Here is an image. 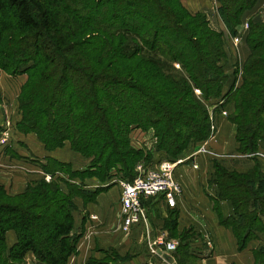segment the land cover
<instances>
[{
	"label": "trees",
	"instance_id": "obj_1",
	"mask_svg": "<svg viewBox=\"0 0 264 264\" xmlns=\"http://www.w3.org/2000/svg\"><path fill=\"white\" fill-rule=\"evenodd\" d=\"M217 1L226 31L235 35L257 0ZM247 24L248 54L234 64L229 82L221 63L224 32L181 0H0V70L27 74L18 129L35 133L48 151L68 143L90 158L83 178L102 181L118 169L131 180L142 158L130 144L132 128L152 129L156 150L175 160L207 139L210 102L222 100L233 106L227 118L236 127L238 152L256 157L264 142V12ZM43 170L50 180L1 194L0 264H24L28 251L37 264H66L76 252L75 200L94 201L101 190L83 191ZM213 170L219 222L243 250L264 234V171L258 161L245 172L213 161ZM224 200L233 206L225 219L219 213ZM8 230L16 234L9 248ZM192 241L183 234L176 264H197ZM252 253L264 264V243Z\"/></svg>",
	"mask_w": 264,
	"mask_h": 264
},
{
	"label": "crops",
	"instance_id": "obj_2",
	"mask_svg": "<svg viewBox=\"0 0 264 264\" xmlns=\"http://www.w3.org/2000/svg\"><path fill=\"white\" fill-rule=\"evenodd\" d=\"M181 2L190 12L201 11L211 14L212 28L226 30L218 15L217 0H181ZM263 12L264 0H257L251 9L243 13L242 23L252 18L258 19ZM225 52L226 56L221 62L223 65L229 61L230 65L236 62L241 64L248 54L245 36L237 46V53L226 49ZM232 71L233 68L226 71L230 77L229 82L234 79ZM240 83L241 78L237 77L236 85ZM214 103L210 102V104ZM1 108L0 106V110L5 109ZM232 109V104H228V113H231ZM6 112H9L8 108ZM15 116L17 120H20L19 110L18 113L13 114V118ZM2 117L0 114V125L4 122L9 124L10 118ZM235 132L236 127L227 116H217V130L214 136L198 142L195 147L187 149L178 157L184 161L176 165L174 174L181 184L182 193L173 196L174 206H168L166 195H159L145 201L148 222L134 225L128 234L119 230L115 219L119 210V189L117 191L111 188L106 192L98 193L95 200L91 202L76 199L75 204L78 208L73 213L72 234H79V239L76 252L68 257L66 264H94L95 260L101 261L98 258L112 256L111 254L116 255L117 258L114 262L105 261L104 264H169L159 254L153 253L147 245L148 240L158 233L172 237L164 230L163 215L158 216L156 213V209L162 211L161 207L176 209V232L192 227L198 233L191 243V248L196 252L197 264H256L252 250L264 243V237L260 235L258 239L249 241L246 248L238 250L232 230L220 224L219 214L213 202L218 194V189L213 183V159L218 160L225 168L239 172L247 171L258 161L264 171V163L261 160V156L264 155V142L259 143L256 157L242 154L237 150ZM8 134L10 137H7V140L4 136ZM1 135L0 186L10 194L22 192L27 184L45 175L41 162L46 156L62 158L76 154L70 149L68 143L48 151L37 139L35 133L15 134L10 126H6ZM16 141L24 145L23 163L8 154L9 147L15 149ZM193 164H197L198 167L194 168ZM113 192L118 197L117 211H112L109 207L111 204L109 198ZM219 213L223 219L233 214V206L229 200L220 202ZM90 214H95L97 218L91 219ZM15 240V232L8 230L6 232L7 247L9 248ZM125 255L130 257L125 259L123 258ZM24 264H37L31 251L24 255Z\"/></svg>",
	"mask_w": 264,
	"mask_h": 264
},
{
	"label": "rangeland",
	"instance_id": "obj_3",
	"mask_svg": "<svg viewBox=\"0 0 264 264\" xmlns=\"http://www.w3.org/2000/svg\"><path fill=\"white\" fill-rule=\"evenodd\" d=\"M205 13H207V12H205ZM206 15L209 19V22L213 21L212 17L210 16L211 14L210 15L206 14ZM240 30H241V27H239L237 29L238 32ZM125 42L135 43V42H133V39H131V38H128L127 40H125ZM225 49L227 51L231 52V49L227 44L225 45ZM232 64L230 65V61H229V63H225L224 64L225 70L227 71L229 68H233L237 64V62L235 65L234 64L232 65ZM233 70H234V68H233ZM231 77H233V76H231ZM237 77H236V79H237ZM26 79H27V74H25V73H21L18 75H10V74L6 73L5 71L0 70V106H2V108L3 107L5 108L4 109L5 111L0 110V114L4 118H6V117L10 118L9 124L4 122V124L0 125V138L2 136L1 135L2 131H4V128L6 126H10L11 131H14L15 134L23 133L18 129V127H19L18 123L20 120H17L16 116H15V118H13V114L18 113V110H19V108L17 109L18 98H19L21 87L24 84V82L26 81ZM7 95L10 97H8ZM12 101H15V102H12ZM6 108H8V111H9L8 113L6 112ZM9 135L10 134H8V136H7L8 138L10 137ZM11 137H12V135H11ZM8 138H7V140H8ZM129 138H130L131 146H133L135 149H140L142 151V158L139 159L134 165V168H133L134 171L131 175V176H133V178L137 175L139 166L141 167V169H142V167L147 168L150 166H154L155 162H157V161L170 158L167 156L166 153L156 150V148L154 146L155 138L153 137V130L152 129L142 130V129L137 128V127L132 128L130 131V134H129ZM14 147H15V149H11L9 147V151H8L9 153L8 154H10L13 158L19 160L21 163H23V161H24V145L21 144L19 141H16V143H14ZM75 153L76 154H72L73 156H65L66 158L65 157H62V158L58 157L57 158L54 156L53 157L52 156H46L44 158V160L41 162L42 163V169H43V166L47 167L50 171L54 172L55 177H61L70 183H74V184L78 185L79 187H81L83 189V191H88V189L91 191L95 187V190L96 189L101 190V191H99V193L106 192L107 190H110L111 188H113V190L117 189V191H118V187H117L118 185L116 186L118 181L128 179V178H125L124 174H122L118 169L110 170L108 176L102 181L99 180L98 178L94 177V176L83 178V174L87 170V167L89 166L91 159L86 158L77 152H75ZM213 161L222 165L216 159H213ZM56 162H58V163H56ZM42 171L44 174L46 173V172H44V170H42ZM41 178H45V177L41 176ZM41 178H37V179L33 180L32 182H30L29 184H33V183L39 181V179H41ZM0 190L2 191V193L0 192V198H2V199H5V196L1 195L3 193L6 196L18 194V193H13V194L7 193L6 190L1 186H0ZM114 193L115 192H113V194L110 195L109 199H110L111 204L109 207H110V210L117 211V204H118L117 199H118V197ZM75 201H77V200H75ZM169 205L174 206V203L173 204L168 203V206ZM77 208L78 207L76 206V209ZM161 209H162V211L156 209V213L158 216L163 215L164 230L166 232H168V234L170 236H172L171 237L172 239H175V240H177L178 243H180L182 241V236L185 233L186 235L189 234L190 237L193 240H195V237L198 233L195 230H193L192 227L185 228L182 231H180L179 233L176 232V230H175L176 223H174V221L176 222L177 212H176V209L174 207L173 208L161 207ZM115 219H116L117 225H118L117 216ZM187 230L190 231V233L187 232ZM261 236L264 237V234H261ZM256 248H258V247H256ZM111 255L112 256L107 255L103 258H98V259L101 261L114 262V260L117 257H116V255H113V254H111ZM128 257H130V256L125 255V257H123V258L126 259Z\"/></svg>",
	"mask_w": 264,
	"mask_h": 264
},
{
	"label": "built area",
	"instance_id": "obj_4",
	"mask_svg": "<svg viewBox=\"0 0 264 264\" xmlns=\"http://www.w3.org/2000/svg\"><path fill=\"white\" fill-rule=\"evenodd\" d=\"M248 22V21H247ZM247 22H243L240 27L241 30L235 34L230 35L227 31L224 33V44L228 45L230 49L237 53V46L248 31ZM175 67H179L178 63H174ZM195 93L200 91L195 89ZM222 100L209 105V135L207 139L214 136L217 130V116H227V105H222ZM4 138H7L5 135ZM259 156V155H258ZM264 163V155L261 156ZM184 160L177 158L175 160L163 159L155 162L154 166L141 169L138 167L137 175L131 180H119L117 185L119 189V210L117 213L118 228L124 233L128 234L131 228L140 223H147V211L144 205L145 201L152 197L159 195H166V201L170 204L174 203L175 195L182 193L180 182L175 178L174 169L176 165L182 163ZM197 168V164H193ZM45 180H50L51 175L45 173ZM91 219L97 218L95 214H90ZM178 242L175 239L169 238L164 233H158L153 238L148 240V247L153 253L158 254V250L168 253L173 256L177 249Z\"/></svg>",
	"mask_w": 264,
	"mask_h": 264
},
{
	"label": "water",
	"instance_id": "obj_5",
	"mask_svg": "<svg viewBox=\"0 0 264 264\" xmlns=\"http://www.w3.org/2000/svg\"><path fill=\"white\" fill-rule=\"evenodd\" d=\"M158 254L169 264H176L174 257L168 253L162 252L161 250H158Z\"/></svg>",
	"mask_w": 264,
	"mask_h": 264
}]
</instances>
